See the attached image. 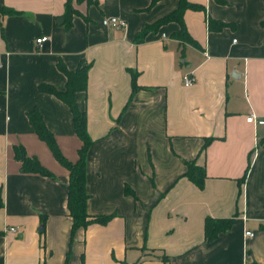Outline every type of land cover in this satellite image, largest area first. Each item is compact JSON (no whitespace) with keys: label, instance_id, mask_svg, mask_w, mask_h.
<instances>
[{"label":"crops","instance_id":"crops-1","mask_svg":"<svg viewBox=\"0 0 264 264\" xmlns=\"http://www.w3.org/2000/svg\"><path fill=\"white\" fill-rule=\"evenodd\" d=\"M65 1L0 0L15 13L0 15V264H264V0H186L203 8L182 15L194 45L171 38L173 22L134 41L178 0H70L68 27ZM111 17L124 27L101 26ZM58 62L88 65L74 97L91 140L86 213L111 216L73 235L67 171L26 118L37 110L62 157L76 160L68 107L38 91L64 90ZM15 148L49 176L21 173ZM187 163L204 171L201 188ZM206 219L234 223L207 242Z\"/></svg>","mask_w":264,"mask_h":264},{"label":"trees","instance_id":"trees-1","mask_svg":"<svg viewBox=\"0 0 264 264\" xmlns=\"http://www.w3.org/2000/svg\"><path fill=\"white\" fill-rule=\"evenodd\" d=\"M79 1L82 0H75V2ZM159 1L160 0H149L148 8L152 7ZM89 2L90 0H86V3ZM186 10L200 11L203 10V8L190 4L186 0H178L174 11L154 23L143 27V29L135 36V43L142 42L144 36L148 32H153L159 26L173 22L177 24L178 30L171 34V38L181 44L194 45L188 37L182 22V15ZM1 14L9 15L15 13L0 8V15ZM72 15H77V12L72 9L71 1L66 0L64 4V14L62 16V19L64 20L63 23L66 27H68ZM212 25L213 23H210V27ZM261 25L264 27V22ZM227 26H229V24H218L219 29ZM56 68L65 78L64 90L58 92L48 85H39L38 91L53 96L68 107L75 136L80 142V147L76 152V160L73 163H70L62 157L55 144L53 136L45 128L42 118L37 110L34 109L28 112L26 118L38 140L47 146L53 158L67 171L66 211L67 216L71 220L70 235H73L77 229H85L91 224L104 225L111 216L90 217L86 213V202L88 199V195L85 191L86 153L91 145V140L86 133L85 114L78 109L74 97L77 92H83L85 90L88 65L82 66L79 64L74 71H68L60 62H58ZM131 86L132 90H134L135 85L133 75L131 76ZM13 154L15 159L20 162L21 173L49 176V173L41 167L35 159L27 158L21 149H13ZM186 167L187 170L185 177L187 180L197 188H201L205 179L204 171L195 167L192 163H187ZM125 193L129 194V191L125 190ZM233 223L234 219H206L204 225L205 240L207 242L214 241L220 234L227 232L232 227Z\"/></svg>","mask_w":264,"mask_h":264},{"label":"built area","instance_id":"built-area-1","mask_svg":"<svg viewBox=\"0 0 264 264\" xmlns=\"http://www.w3.org/2000/svg\"><path fill=\"white\" fill-rule=\"evenodd\" d=\"M100 24L101 26L103 27H110V28H121V27H124V23L116 18H104L100 21ZM161 38H165L164 35H161ZM47 41V38L46 37H39V38H35L33 43L36 47H41V45L43 43H45ZM234 42V41H233ZM205 56H207L205 54ZM1 65V63H0ZM182 83H183V87H189L191 84H192V79L191 77H189V75H185L183 76L182 78ZM264 121V120H263ZM246 122L247 123H250V124H253V125H256L258 123V117L251 113L247 116L246 118ZM9 232L13 233L15 232L14 229L10 228L8 229ZM245 236L246 237H249V238H252L253 237V234L251 233H245Z\"/></svg>","mask_w":264,"mask_h":264},{"label":"water","instance_id":"water-1","mask_svg":"<svg viewBox=\"0 0 264 264\" xmlns=\"http://www.w3.org/2000/svg\"><path fill=\"white\" fill-rule=\"evenodd\" d=\"M59 22H61V20H60ZM39 230H40V229H39Z\"/></svg>","mask_w":264,"mask_h":264}]
</instances>
